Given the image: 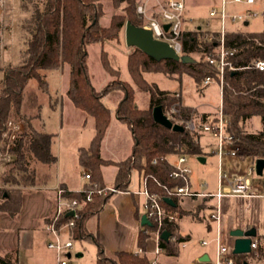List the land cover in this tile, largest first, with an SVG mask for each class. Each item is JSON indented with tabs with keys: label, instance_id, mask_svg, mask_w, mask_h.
<instances>
[{
	"label": "trees",
	"instance_id": "1",
	"mask_svg": "<svg viewBox=\"0 0 264 264\" xmlns=\"http://www.w3.org/2000/svg\"><path fill=\"white\" fill-rule=\"evenodd\" d=\"M112 3L115 7L120 6L122 11L113 14L107 25H102L99 18L103 10L99 0H18V8L24 12L17 23L22 47L17 63L0 75V134L8 119L20 120L23 129L13 140L10 149L12 159L1 164V212L11 217L18 215L25 190L45 183L51 177L56 162L53 149L55 133L45 131L38 122L42 105L39 96L46 91L48 73L68 65L69 79L65 95L75 108L93 119L94 134L89 146L77 148L78 164L90 176L83 186L90 187L93 182L103 186L102 167L112 165L115 168L112 184L126 191L131 171L135 169L140 177L146 174L152 176L148 177V188L162 197L161 203L167 211L174 213L177 219L184 216L180 204L182 197L173 196V204H169L164 200L165 190L162 187L182 185L183 179L173 177L172 166L159 158L178 154L202 156L204 152L199 144L201 134L185 129L175 131L153 120L151 110L154 105H161L164 111L172 102L180 101L183 116L190 115L191 107L182 103L180 90L161 89L154 81H147L143 74L160 72L178 81L183 74H187L198 91L205 86V77L218 83V68L209 63L205 53L196 47L201 40L199 35L209 31L197 26L184 31L183 52L190 56L197 54V57L192 56L193 62L172 59L157 61L133 47L127 54L126 66L134 83L111 80L103 89L96 90L90 79L86 47L119 40L127 20L141 25L135 11L136 0H112ZM211 33L215 39L218 32ZM202 43L208 44L207 41ZM224 43L234 49L228 60L236 67L235 70L224 69L222 75L221 107L227 119L226 131L236 138L241 158H264V69L248 67L255 59L264 61V30H226ZM100 61L105 72L118 74L104 49L100 52ZM31 80L35 81V87L31 86ZM134 86L148 92L147 108L136 106ZM116 88L123 90V97L115 108V114L128 127L133 145L126 157L112 160L102 157L100 153L102 138L110 122V109L103 103L102 96ZM196 116L202 121L207 119L204 112ZM251 116H259L263 121L262 127L254 132L244 127L245 119ZM153 158H157L154 163L151 162ZM67 196L81 198L82 194L70 192ZM109 197L94 194L91 201L82 205L78 216L63 215L62 220L73 219V225L69 227L70 237L90 241L96 246L95 264H151L152 259L146 253L116 251L107 254L97 234L88 230L87 220L100 210ZM201 198L206 200L210 197ZM177 219L163 226L173 239H159L161 250L168 255L177 254L178 245L189 239L188 234L183 235L178 231ZM153 228L154 223L140 224L136 236L137 248L146 250V240ZM256 238L257 248L245 254L250 258V261H246L248 264H264V235ZM0 264H17L15 250L0 255Z\"/></svg>",
	"mask_w": 264,
	"mask_h": 264
},
{
	"label": "rangeland",
	"instance_id": "2",
	"mask_svg": "<svg viewBox=\"0 0 264 264\" xmlns=\"http://www.w3.org/2000/svg\"><path fill=\"white\" fill-rule=\"evenodd\" d=\"M102 5L103 13L99 18L102 25H107L110 18L115 13L122 11L121 7H115L112 0H99ZM142 0H136V3ZM187 1L185 12L193 16L197 22H202V27L210 29H219L221 22L215 18L208 16V11L212 5L218 4V0H193ZM194 2V4H192ZM255 10V15L247 18V24L244 21H229L224 22V28L227 30L240 31H255L264 29V0H254L251 4ZM247 4L244 2H233L225 0V11L229 14H239L244 12ZM220 8V5L218 6ZM24 15L18 8V0H0V75L3 71L14 66L19 57V50L22 47L18 33V19ZM139 19V18H138ZM141 21V19H139ZM142 22V21H141ZM210 31V30H208ZM212 31V30H211ZM207 32V31H206ZM202 32L199 38L206 35ZM87 49V65L90 74L91 83L96 90H101L111 80L128 81L134 83L129 75L126 60L127 54L133 49L131 46H126L124 41V29H122L119 40L105 41L103 44H90ZM106 50L107 58L110 64L118 70V74L110 75L104 71L100 61L101 50ZM197 57L196 55H192ZM51 76V75H50ZM144 78L147 81H154L161 89L169 91L180 90L181 99L184 103L191 107L190 114L198 115L202 112L213 118L219 109L220 95L219 87L216 82L211 81L206 84L201 91L196 89L195 83L190 76L183 74L181 80L165 76L163 73H144ZM62 82L59 84L58 97L63 90V83L67 88L68 74L63 71ZM31 86L35 87V81L31 80ZM30 87V86H29ZM49 90V89H48ZM51 95L46 97L45 93H40L41 102L44 103L43 109L40 112V125L46 123L45 129L55 133L54 150L57 156L55 175L52 181L58 180L60 177H66L72 183L80 184L84 180L80 172L83 170L75 162L74 147H88L94 134L92 117L82 113L76 109L72 103V109H65L60 115L59 106L53 109L54 99L57 97L49 91ZM64 96L65 93H64ZM123 97L121 88L112 89L102 96L103 103L112 110H115L117 103ZM67 98V96H66ZM50 100V101H49ZM51 102V105H46V102ZM134 101L137 107L147 108L149 106L148 92L134 86ZM71 102V101H70ZM50 110L47 113L46 109ZM54 111V113H53ZM86 116V117H84ZM85 118L84 120H82ZM262 120L259 116H251L244 121V127L247 131L254 132L262 127ZM106 138V139H105ZM105 138L100 148V153L105 157L122 158L126 151V144L131 140V134L126 124L115 119L110 124L106 131ZM199 144L203 148L205 159L203 162L197 159V156L186 155L185 165L188 168V177L191 188L197 191L213 192L218 190V172L229 174L243 173L246 174L252 168L248 177L254 186V191L258 194L255 198H239L231 196H223L220 201L221 216L219 222V231L217 232V224L208 216L211 208L216 202L215 199H204L201 197L190 198L182 197L180 201L181 208L184 210V216L177 219L178 231L185 235H189V239L178 245V252L175 255H168L163 251L154 254V238L152 235L146 240V254L149 258L156 259L160 264H207L198 260L199 256L207 253L210 260L215 259L216 238L228 246L233 245V237L229 231L234 228L245 229L246 226L254 222L256 231L260 235L264 234V168L261 174H257L253 168L254 163L251 158H241L237 155H229L223 151L221 157L217 152H213L217 145L216 137L211 133L203 132L199 137ZM112 149V151H109ZM112 155V156H111ZM12 159V154L9 157L1 159V164ZM114 172V167L111 165L104 166V177L108 182L111 181ZM112 173V174H111ZM138 172L133 169L131 171V179L129 185L135 189H141L142 184L138 183ZM141 180V179H140ZM224 180L221 185H224ZM46 186H49L47 184ZM139 187V188H138ZM220 189V188H219ZM138 214H143L142 201L143 196L139 195ZM165 230V229H164ZM51 250V249H49ZM136 243L132 251H137ZM82 252V255L77 257L75 253ZM50 252H53L52 250ZM70 264H94L96 259V246L87 240H73V248L71 249ZM246 254V253H245ZM245 254H233L235 262L242 264L244 261H250ZM54 255V252H53Z\"/></svg>",
	"mask_w": 264,
	"mask_h": 264
},
{
	"label": "built area",
	"instance_id": "3",
	"mask_svg": "<svg viewBox=\"0 0 264 264\" xmlns=\"http://www.w3.org/2000/svg\"><path fill=\"white\" fill-rule=\"evenodd\" d=\"M233 2H244L251 4L254 0H232ZM186 0H142L135 5V11L139 19H141L142 27L149 29L155 39L167 42V44L175 51L176 54L182 55L183 52V33L190 28H193L196 23L195 19L185 14ZM254 10H248L246 13L229 14L225 11V0H221L220 8L212 7L208 13L209 17H216L221 26L216 30V38H213L211 30L206 32V35L200 38L202 41H207L208 44L202 43L199 40L196 47L205 53V58L209 63L214 64L219 71V87L220 104L216 115L213 118H207L202 121L195 114L183 116L181 114V102H172L165 110L164 114L172 121L183 127L188 132H203L211 133L216 137L217 145L213 152L221 157L223 151L229 155H237L239 146L236 144L233 134L226 131L227 119L225 118L221 107V91H222V75L224 69L235 70L236 67L228 60V57L233 55L234 49L229 48L224 43V35L226 29L224 22L226 19L231 22L247 20L248 17L254 16ZM167 24V28L164 25ZM248 67H254L258 70L264 69V61L255 59L250 62ZM213 81L210 77H205L203 84L206 85ZM23 129L20 120L8 119L0 134V161L9 157L10 149L13 146V140ZM159 159L166 160L172 166L171 174L173 177H180L183 179L182 185L166 186L162 185L165 190V197L172 199L175 197H210L215 199L214 206L211 208L209 218L216 222L217 232L219 231V222L221 216L220 201L223 196H234L252 198L258 196L254 191V186L251 183L248 174L251 173L252 168L248 173H234L227 174L222 170L218 172V190L215 192L197 191L191 188L188 168L185 165L186 154H178L175 157L161 156ZM157 158L151 160L152 163L156 162ZM83 177L89 181V173L84 172ZM148 177L150 174L141 176L142 188L136 190L134 193L143 196L142 208L143 214L150 221L154 223V228L150 231V235L154 238L153 252L158 254L161 250L159 246L160 233L164 230L165 224H172L177 218L172 212L167 211L161 203L162 197L152 192L148 188ZM153 180L160 185V183L153 178ZM224 185H221L223 181ZM220 188V189H219ZM122 190L116 188L113 184H106L98 186L92 183L90 187H81L78 190H70L67 187H55V201L52 213L47 217L44 224L45 231L49 238L46 241V247L54 252L55 264H70L69 258L71 257V249L73 248V239L69 235V227L73 225V219L62 220L64 214L72 211L70 216H78V211L81 209L85 202L91 201L94 194L99 196H110L114 193L121 192ZM70 192L81 193V198L67 196ZM173 239V236L169 235ZM232 247L216 238L215 259H209L207 264H239L235 262ZM251 250L257 248V238L251 237L250 243ZM137 252L146 253V250L138 248ZM69 254V256H67ZM151 264H160L156 259L151 261Z\"/></svg>",
	"mask_w": 264,
	"mask_h": 264
},
{
	"label": "crops",
	"instance_id": "4",
	"mask_svg": "<svg viewBox=\"0 0 264 264\" xmlns=\"http://www.w3.org/2000/svg\"><path fill=\"white\" fill-rule=\"evenodd\" d=\"M187 1L188 0H186V6L188 4ZM190 1L192 2L193 0H190ZM220 3H221V0H218V4L212 5L210 9L212 7L218 8ZM192 4H194V2ZM251 4H247L246 8L244 9V12H240V13H246L248 10H254ZM185 14L187 16H191V15H188L186 12ZM210 18H215L216 20H218L216 17H210ZM244 22H246V24L248 23L247 20H245ZM194 23H196L195 26L200 27L202 30H212V31L218 30V29L204 28L202 27V22H197L196 19ZM230 30H227V31H230ZM63 71H66V75L68 74V79H69L68 65H64L61 69L51 71L48 73V76H47V85H46V91H45L46 93H48V95H51L49 92L50 90L54 94L56 93L57 97H55L54 99L53 109L56 108L55 110H57V106H59L60 115L64 112L66 108L69 110L72 109L70 107V103H71L70 100L66 98V96H64V93L66 92V89H67L65 86L66 82L63 83L64 87H63V90L60 92L61 98L58 97L59 95L58 88H59V84L62 82L61 77H62ZM46 93L44 97L47 96ZM49 101L46 102V105L50 106L51 102ZM181 101L183 104L188 105L184 103L183 99H181ZM43 105L44 103H42L40 107L39 118L41 114L40 112L43 109ZM46 111L47 113L50 112L48 107ZM204 113H207V112H204ZM207 118H210V117L207 115ZM84 119L85 118H83L82 120ZM114 119L116 121H119L118 118L116 117L115 110L112 112V110L110 109V122H109V125L106 131L108 130L110 124L112 123ZM38 122H39V119H38ZM92 123H93V120H92ZM44 126L46 127V123L43 125V129L45 131H49V129L48 130L45 129ZM105 134H104V137L102 138L101 145L105 138ZM132 145H133V139L131 136V140L126 144V151L122 158L126 157L130 153ZM78 147L80 146L74 147L75 155L72 160V162L73 163L75 162L77 165H79L77 161V148ZM53 149H54V143H53ZM109 151H112V149H109ZM54 153H55V150H54ZM102 157L107 158V159H112V160L122 159V158L114 159L113 157L112 158L105 157L104 155H102ZM56 161H57V156H56ZM252 161L254 163V159ZM55 166H56V162H55ZM55 166L52 170L51 177L49 178L47 182L33 186V187H29L25 190L23 199H22V206H21V209L18 215H16L15 217H11L8 214L0 211V255H3L10 250H15L17 264H55L53 252H50L51 250H49L46 247V241L49 238V236L44 228V224L47 220V217L52 213L53 208H54L55 187L64 185L70 190H78L81 187H83V185L87 182V180L84 178L82 183L76 185V183H72L66 177H60L58 180L52 181L55 175V171H54ZM103 171H104V166L102 167V172ZM114 171H115V168H114ZM84 172L85 171L82 170L80 174L82 175ZM113 175H114V172H113ZM113 175H112L111 181L108 182V180H105L104 173H103L102 177H103L104 185L112 184ZM137 177H138L137 178L138 183L140 185L141 177L139 174ZM130 179H131V174H130ZM47 184H49V186H46ZM136 190L138 189H135L134 187H131V185H129L128 190L117 192V193L110 195L107 201L103 203L100 210L86 222V226L88 230L92 233L97 234L107 254H112L116 251H132L133 250V246L136 243L137 232L140 226L139 217H141L142 215V214H138V200L140 196L134 193ZM231 197H234V196H231ZM255 197H252V198H255ZM239 198H244V197H239ZM245 199H248V198H245ZM250 223L251 224L246 226L245 229L254 227L256 230L255 223L254 222H250ZM258 235L259 234L256 231L255 237ZM77 253H80L82 255V252L80 251H77L75 254Z\"/></svg>",
	"mask_w": 264,
	"mask_h": 264
},
{
	"label": "water",
	"instance_id": "5",
	"mask_svg": "<svg viewBox=\"0 0 264 264\" xmlns=\"http://www.w3.org/2000/svg\"><path fill=\"white\" fill-rule=\"evenodd\" d=\"M246 24V22H244ZM164 28H167V24L164 25ZM124 41L126 46L137 47L145 54L159 61L161 59H172L175 61L181 62H193L194 58L189 54L178 55L175 51L167 44V42L155 39L149 29H146L140 25L133 24L129 20L125 22L124 25ZM152 118L155 122L163 125L166 128L180 131L183 127L177 123H172V121L164 114L161 105H154L151 110ZM199 161H204L202 156H197ZM255 172L257 174H261L264 168V158L258 157L254 159ZM164 200L169 204H173V201L169 197H165ZM68 215H72L73 212L70 211L67 213ZM140 224L150 225V221L146 218L144 214L140 217ZM231 237H233V254H245L251 251L250 243L251 237L256 235V230L254 227L242 229V228H234L229 231ZM170 232L167 230H163L160 233V238L163 240H167L169 238ZM76 256H80V253L75 254ZM69 256V254H67ZM201 262H208L209 257L207 253H203L198 258ZM242 264H248V262L244 261Z\"/></svg>",
	"mask_w": 264,
	"mask_h": 264
}]
</instances>
